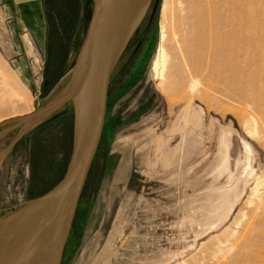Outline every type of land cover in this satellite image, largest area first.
<instances>
[{"label": "rangeland", "instance_id": "obj_1", "mask_svg": "<svg viewBox=\"0 0 264 264\" xmlns=\"http://www.w3.org/2000/svg\"><path fill=\"white\" fill-rule=\"evenodd\" d=\"M216 1L153 0L111 76L102 141L62 264H264V217L245 224L259 199L256 178L264 177V0ZM208 3L220 8L218 30L203 13ZM92 8V0H43L42 21L37 11L14 37L0 12V117L33 113L65 89ZM162 25L172 32L164 82L152 72ZM180 47L191 57L179 56ZM184 112H201L203 128H192ZM191 130L199 144L187 158L177 150ZM22 134L0 170L2 221L66 172L72 104L35 127L0 129V152Z\"/></svg>", "mask_w": 264, "mask_h": 264}, {"label": "water", "instance_id": "obj_2", "mask_svg": "<svg viewBox=\"0 0 264 264\" xmlns=\"http://www.w3.org/2000/svg\"><path fill=\"white\" fill-rule=\"evenodd\" d=\"M92 3L86 37L71 71L69 92L33 113L0 123V129H3L49 117L68 104H72L74 112L72 153L62 180L5 220L18 216L26 223H36L42 231L19 262L63 263L78 206L102 141L111 76L153 0H92ZM22 137L23 134L11 143L6 156Z\"/></svg>", "mask_w": 264, "mask_h": 264}, {"label": "bare ground", "instance_id": "obj_3", "mask_svg": "<svg viewBox=\"0 0 264 264\" xmlns=\"http://www.w3.org/2000/svg\"><path fill=\"white\" fill-rule=\"evenodd\" d=\"M208 2L211 3V0H208ZM209 3H208L209 10L206 11L207 9H205V12L203 11V13L205 15L209 16V21L211 22V23L209 22L210 23V27H211L210 30L212 29V27H214V28H216V30H218L220 24L219 23L217 24L216 19H218V20L220 19V17H219L220 8L218 9L217 3L220 4V0L217 3H215L216 6L213 3H212V5H209ZM224 14H223V17H224ZM163 17H164V13H163ZM199 18H200V16L197 17L198 20H199ZM197 19H195V20H197ZM221 21L223 22V20H221ZM215 23H216V25H215ZM194 27L196 28V24H194L193 28ZM169 32L170 31L168 30V28L165 25H162L160 44H159V48H158L157 58H156V60H154V63H153V66H152V72L154 73V78L156 80L162 81V82L168 80V78L170 77V74H171V67H172L171 58H170V55H169V46H170V43H171L170 40L172 39L171 38L172 32H171V34ZM210 32H211V34H210V40L209 41H210V44L214 45V41H216V39H218V38L215 37L216 35L215 36L213 35V31H210ZM191 41H193V40L191 39ZM178 42H180V41L178 40ZM176 48H178V46ZM180 48L181 49L179 51V56H181L183 58H187V59L191 57V49H186V51H184V49H182V47H180ZM185 48H187V47H185ZM210 60H211V56H210ZM209 64L210 63L207 64L208 67L205 68V69H201V68H194L193 69V68H191V69L195 70V74L192 77V80H196L198 77H200V76H202L204 74H207V72L209 70ZM186 66L188 67V65H185V67ZM183 73H184L183 75H185V72H183ZM69 89H70V81L66 85L65 89L61 93H59L54 99H52L49 102V104L54 103V102L58 101L59 99H61L62 97H64L69 92ZM183 96H185V95H183ZM9 98H10V96H9ZM185 99H186V96H185ZM3 101H5V99L4 100L2 99V102ZM170 101L172 102L171 98H170L169 102ZM173 101H174V99H173ZM8 102H10V101H8ZM49 104H47V105H49ZM30 113H32V112H28V113H25V114H18V115H4V116L0 117V123L3 122V121H6L8 119H12L14 117L24 116V115H27V114H30ZM201 114L202 113L200 112L199 116H198L197 114H191L189 112H184V113L181 114V118L183 120H185L189 125H191L192 128L202 129L203 128V117L201 116ZM47 117L48 116L40 118V119H37V120L27 121L25 123L27 124L28 128H32V127H35L36 125H38L43 120H45ZM180 126L182 127L183 124L182 125L175 124V133H177L178 127H180ZM181 129H183V128H181ZM224 137H225V135L221 136L222 141H223ZM198 144H199V141H197L195 139V135L193 134V132L191 130L189 132V134L186 135L182 139L181 144L180 145L178 144L179 147H178L177 153L180 152L178 154L181 155V154H183L182 152H184L185 156L187 158H190V156H192L196 152L195 148L197 147ZM5 155H6V152H0V170H1L2 165H3V160L5 158ZM179 156L176 157L175 163H177L179 161ZM181 164H182V162H181ZM174 180L176 181L177 179L174 178L172 181H174ZM178 180H180V179H178ZM255 184H256V186H255V188H253L254 190L252 189L253 193H254V195L252 194V196H255V197L258 196L259 199L255 203V206H254L255 209L253 211L252 221H251L249 227L247 226V223L245 222L247 229H249V228H251V226L255 225V221L254 220L257 217H261V216L264 217V203H261L263 201L264 194H263V196H261L259 194L260 193V188L264 187V177H260V178L257 177ZM234 190L235 191L233 193V196H230V198L231 199L233 198L234 203H235L240 198V196L242 194L241 193L242 191H241V189H238V188L234 189ZM263 193H264V191H263ZM224 197H225V195L223 194V195H221V197H219V199L220 198L224 199ZM228 198L229 197L226 195L225 199H228ZM208 201H210L209 198H208ZM252 201H254V200H252ZM253 203H252V205H253ZM222 206L224 207L223 209L227 208V205L226 206L222 205ZM228 207H229V209H232V208H230L231 206H228ZM221 211H222V209H221ZM226 217H227V215H226ZM226 217H222L221 222H223L224 219H226ZM19 218L20 217H18V216L15 217V218H9L10 220L8 219L9 221L7 220V222L5 220H4L5 221L4 222V221H2L0 219V222H1L0 223V264H28V262H29L28 260H24V261L19 262L20 261L19 258L23 254H26V251L30 247H33V245L36 243V241L38 240V238L41 235L42 231L39 230L36 227V223L35 224H31L30 222L26 223V221H23V220H21ZM238 221L240 222L241 220H238ZM215 222L216 221H214L212 224H214ZM215 227H217V226H215ZM235 234H236V232H233L232 236H234ZM235 236H237V235H235ZM228 241H229V239L228 240L226 239L225 242L221 243V246L226 244ZM218 250H219V248H218ZM25 257H26V255H25Z\"/></svg>", "mask_w": 264, "mask_h": 264}, {"label": "crops", "instance_id": "obj_4", "mask_svg": "<svg viewBox=\"0 0 264 264\" xmlns=\"http://www.w3.org/2000/svg\"><path fill=\"white\" fill-rule=\"evenodd\" d=\"M42 1L0 0V12L11 30L12 37L29 30L28 27L31 26V22L36 20L35 15H37V11L38 19L40 22L42 21ZM27 42L31 44L30 40H27Z\"/></svg>", "mask_w": 264, "mask_h": 264}, {"label": "trees", "instance_id": "obj_5", "mask_svg": "<svg viewBox=\"0 0 264 264\" xmlns=\"http://www.w3.org/2000/svg\"><path fill=\"white\" fill-rule=\"evenodd\" d=\"M64 174H65V173H64ZM63 176H64V175H63ZM63 176H62V178H63ZM62 178L59 180V182L62 180ZM59 182H58V183H59ZM58 183H57V184H58Z\"/></svg>", "mask_w": 264, "mask_h": 264}]
</instances>
